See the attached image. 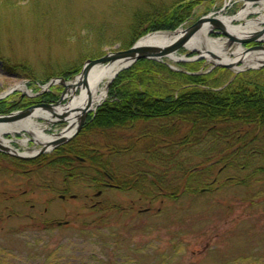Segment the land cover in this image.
<instances>
[{
  "label": "rangeland",
  "instance_id": "obj_1",
  "mask_svg": "<svg viewBox=\"0 0 264 264\" xmlns=\"http://www.w3.org/2000/svg\"><path fill=\"white\" fill-rule=\"evenodd\" d=\"M190 1L195 4L179 25L213 12L234 16L244 10L240 0H0V94L18 83L38 94L11 92L0 114L58 100L62 85L42 94L39 86L53 78L73 79L91 54L126 49L152 32L143 29L173 5ZM257 13L245 19L264 10ZM245 19L233 24L244 26ZM163 63L191 75L211 68L205 59L194 65L197 70L186 62ZM218 68L215 77L225 82L219 89L237 76L255 77L252 69L213 70ZM67 69L77 70L62 76ZM108 90L101 104L110 100ZM39 122L46 133L56 128ZM196 127L193 135L191 121L156 118L124 128L83 127L68 141L81 151L93 146L118 182L136 179L131 190L107 179L97 186L87 164L73 162L71 169L86 175L66 177L71 169L52 164L56 150L44 154L39 167L0 157V264H264V171L253 172L264 162L258 157L253 169L219 173L220 163L209 166L216 155L210 157L207 148L217 128ZM220 142L215 153L224 149ZM37 147L29 142L20 151ZM200 163L211 173L195 187L189 183L191 191L169 197L179 189L183 171ZM233 176L238 180L228 179Z\"/></svg>",
  "mask_w": 264,
  "mask_h": 264
},
{
  "label": "trees",
  "instance_id": "obj_2",
  "mask_svg": "<svg viewBox=\"0 0 264 264\" xmlns=\"http://www.w3.org/2000/svg\"><path fill=\"white\" fill-rule=\"evenodd\" d=\"M182 4L187 5L180 7ZM182 4L173 5L167 13L161 15L160 19L145 27L143 32L174 29L189 15L190 7L195 2L190 1ZM183 7H186L184 12H182ZM98 56L99 52L90 55L91 58ZM200 63L201 60H198L185 63L184 66L194 70L196 69L194 65ZM76 70L71 72L67 69L62 72V76L68 77L67 75L76 73ZM220 70L218 68L207 74L191 75L184 71H174L165 63L155 60H138L130 68L116 76L108 90L110 100L100 105L94 115L92 113L88 115L84 127L89 131L93 129L107 130L128 127L139 120L180 118L183 121H191L193 135H196L194 130L198 129L197 124L199 128L204 127L208 132L215 129L208 127L213 124L217 128L216 135L212 137L213 140L207 148L213 151V155L210 157L216 156L211 160L209 166L220 163L219 170L221 171H218L219 173L224 170H233L239 173L253 169L250 165L254 159L259 157L264 162V67L252 72L255 77L244 80L237 76L221 89L219 88L225 82H221L215 77ZM167 78L169 81H166ZM42 96L47 97L45 94ZM4 102V99L0 100V109H3ZM224 126L226 127L224 128ZM220 141L223 142L224 149L215 153L214 148L221 145ZM74 143L68 142L57 147L54 153L56 158L52 164L60 165L65 170L71 169L73 162L87 164L86 169L94 173L93 179L97 182V186L100 182H104V179L116 182L122 190H131L136 184V179L118 182L117 175L113 171H107L105 168L107 165L100 157L102 155L96 152L93 146L81 151L79 150L81 146ZM108 152H113V149H109ZM43 156L28 161L14 160L39 167ZM0 157L11 159L3 153H0ZM210 167H204V164L200 163L193 166L191 170H184L179 189L168 193L169 197H176L181 193L191 191L189 183L192 187L201 183L207 176L204 174L211 173ZM261 170L264 171V165L253 172ZM79 172L74 167L65 171V174L68 178H76ZM80 174L86 175L84 172H80ZM233 177L228 179L238 180ZM150 182L155 183L154 181ZM100 185L104 186V184Z\"/></svg>",
  "mask_w": 264,
  "mask_h": 264
},
{
  "label": "water",
  "instance_id": "obj_3",
  "mask_svg": "<svg viewBox=\"0 0 264 264\" xmlns=\"http://www.w3.org/2000/svg\"><path fill=\"white\" fill-rule=\"evenodd\" d=\"M245 3H259L262 0H243ZM264 24V21H260ZM208 26L207 33H215L220 35L216 38L223 42L224 50L228 54L233 55V51L239 50L241 57H245L253 52L259 51V53H264V26L259 29L248 32L246 35L234 34L229 32L224 22L217 16H212L208 14L202 16L196 21L192 22L185 28H177L175 30H159L140 37L135 41L130 47L118 51L107 52L104 55L95 58L87 59L80 70V72L73 77L71 81H65L64 78H53L49 80L45 85L41 86V91L46 92L49 87L55 84H60L64 87L63 94L59 97L57 101L50 104H38L35 106H30L23 110H18L10 112L8 114L0 115V124H12L16 125L20 122L31 117L35 112L39 111L47 116L39 117L40 120L47 122L51 125H60L59 132H52L48 134L49 136H54L53 139H48L44 141H36L33 138L28 137L33 143H37L40 147L31 154H24L14 148L10 143L14 142L13 139L0 138V151L7 153L9 155L15 156L20 159H32L43 153H46L55 147L68 142L74 136H76L85 124L88 113L94 111L96 107L92 108L91 104H87L84 108L77 109L76 107L70 108V110H65L58 113L56 107H66L68 103L73 99L76 94V90L82 86H86L88 74L95 67L102 66L108 70V80L105 85L106 91L112 80L123 70L129 68L134 63L140 59H149L162 61L163 59H170L176 62H190L198 59H205L211 63L210 71L214 67H223L227 69L235 68L236 64L241 61H220V56L218 53L212 52L208 47H204L203 50L198 48L187 49V44L195 39L197 35L202 31L203 27ZM240 26V25H239ZM157 34L158 36L167 35L169 37L173 36V39L167 43H149L146 39L147 37ZM223 39V40H222ZM256 43L255 45L245 47V44ZM211 45V44H210ZM180 49H186L190 53H195L191 57H187V53L184 55H179L178 51ZM176 57V59H173ZM208 57L211 59L208 60ZM264 62L257 64L253 69L262 67ZM241 71V69H239ZM238 70V71H239ZM16 88L12 87L6 92L0 95V99L8 95L10 92L14 91ZM67 93V94H66ZM69 93V95H68ZM66 99L64 103L62 101ZM28 135H32L28 130L23 129ZM65 132H69L68 134ZM18 134V132H16ZM3 135H10L8 132L3 133ZM16 142V141H15Z\"/></svg>",
  "mask_w": 264,
  "mask_h": 264
},
{
  "label": "bare ground",
  "instance_id": "obj_4",
  "mask_svg": "<svg viewBox=\"0 0 264 264\" xmlns=\"http://www.w3.org/2000/svg\"><path fill=\"white\" fill-rule=\"evenodd\" d=\"M260 3L258 5H254L251 3H246V7H244V10L239 12L237 15L234 16H221L220 19L224 22L226 29L234 34H241L246 35L251 30L257 29L259 26L258 24L260 21L264 20V13L260 14L258 17H256V20H247L245 19V15H248L251 11H258V10H264V0L259 1ZM245 19V26H234L233 20L235 19ZM208 26L203 27L202 31L197 35V37L193 40H191L187 44V49L191 48H198L203 50L204 47H208L212 50L214 53L219 54L220 61H242V65L239 67H236L235 70L243 69L251 66H255L259 60H264V54L261 53H255L251 54L245 57H241L240 53L237 52L239 50H234L231 54H228L224 50V44L223 42L211 39L207 33ZM173 39V36L169 37L167 35L158 36L157 34L151 35L147 37V41L151 44L153 43H167L170 40ZM223 40V39H222ZM211 44V45H210ZM173 59H176V57H173ZM211 58L208 57V60ZM108 70L105 69V67L98 66L91 70V72L88 74L87 77V83L86 86H82L79 88V93L76 94L73 99L68 103L66 107H56V111L58 113L67 110H70V108L76 107L77 109L84 108L87 104H91V107L94 108L98 104H100L105 98H106V88L105 85L108 80ZM16 89L21 90L23 92H26L27 94H30V92L25 83H18L15 85ZM66 110V111H67ZM39 117H46L50 119L49 116L42 112H35L31 117L27 118L26 120L20 122L19 124L12 125V124H0V138L4 137L3 133L8 132L13 138L16 136L15 133H23V129L28 130L33 138L36 141H44L48 139H53L54 136H48L45 134L44 124L40 123L38 118ZM69 133V132H65ZM25 136L23 139L16 140L19 144H21L23 147L28 145V141ZM35 149V148H33ZM25 151V153L32 152L33 151Z\"/></svg>",
  "mask_w": 264,
  "mask_h": 264
},
{
  "label": "flooded vegetation",
  "instance_id": "obj_5",
  "mask_svg": "<svg viewBox=\"0 0 264 264\" xmlns=\"http://www.w3.org/2000/svg\"><path fill=\"white\" fill-rule=\"evenodd\" d=\"M52 100H46V101H39L36 103L31 104L32 106L38 105V104H50Z\"/></svg>",
  "mask_w": 264,
  "mask_h": 264
}]
</instances>
